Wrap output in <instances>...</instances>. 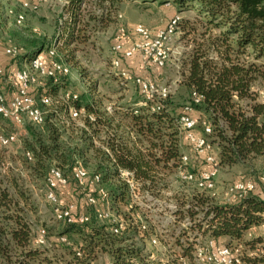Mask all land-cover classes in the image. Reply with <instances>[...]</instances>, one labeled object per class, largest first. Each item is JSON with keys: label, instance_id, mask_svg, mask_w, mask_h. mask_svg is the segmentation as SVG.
<instances>
[{"label": "trees", "instance_id": "trees-1", "mask_svg": "<svg viewBox=\"0 0 264 264\" xmlns=\"http://www.w3.org/2000/svg\"><path fill=\"white\" fill-rule=\"evenodd\" d=\"M66 1L64 8L69 17L60 40L68 45L77 37L75 25L83 0ZM141 1L171 2L178 11L195 9L208 27L220 29L213 40L219 43L220 58L214 60L196 53L189 61L184 83L190 92L194 89L202 95L200 104L194 105L189 114L198 121L200 133L203 121L211 127L212 132L207 137L218 147L220 168L244 165L248 160L263 156L264 99L259 100L253 86L258 78L264 80V0ZM85 106L96 116L95 122L89 124V131L73 124H63L55 111L46 116L42 125L44 137L30 129L37 145L28 148H31L36 170L45 174V179L52 160L69 167L68 177L77 159L92 173L100 174V183L107 190L109 209L115 210V217L127 223L124 231L120 235L112 234L109 228L114 222L111 220L101 230L91 227L86 234L87 242L79 246L83 256L71 251L68 260H51L44 256V249L30 244L25 191L16 186L14 180L11 181L13 186H6L0 178V264H90L95 258L96 246L110 255L112 264H180L175 247L181 255L191 259L192 245L189 242L184 245L180 235L172 245L161 243L165 261L149 257L146 242L151 234H157V229L143 214L148 229L141 232L140 219L132 216L138 208H127V187L117 170V167H122L133 171L143 190L159 196L164 186L160 174L165 170L178 171L180 165L177 119L185 113L184 109L172 107L150 112L148 106H141L136 108V113L134 109L128 110L122 114L123 119H129L123 134L121 124L113 115L105 114L91 103ZM101 133H106V140L101 139ZM94 136L109 147L112 156L94 144ZM69 186L74 184L70 182ZM197 191L183 194L180 203L175 202L177 208L173 214L176 221L187 216L192 222L190 230L195 228L203 238L213 239L217 244H241V260L234 264H264V232L245 239L251 228L260 230L264 225V185L237 203H216L211 201L208 193ZM82 192L81 205L87 206L89 211L85 212L89 214L91 210L98 220L92 206L86 202L87 195L97 197V191L88 187ZM123 210L128 211L127 216ZM200 214L202 216L198 218ZM89 222L68 225L83 227ZM257 248L260 252L253 254Z\"/></svg>", "mask_w": 264, "mask_h": 264}, {"label": "rangeland", "instance_id": "rangeland-1", "mask_svg": "<svg viewBox=\"0 0 264 264\" xmlns=\"http://www.w3.org/2000/svg\"><path fill=\"white\" fill-rule=\"evenodd\" d=\"M64 1H44L39 9L26 11L24 21L18 25L15 22V14L20 11V0H0V31L3 36V41L0 43V67H16L21 61L20 59H11L4 54L5 41L22 47L26 52L36 53L39 50L38 53L41 55H45L48 46L54 43L56 57L68 63L70 72L60 79L59 84H53L49 79L44 80L48 92L56 99L63 96L66 91L76 92L79 96L78 104L85 106L86 103H91L98 106L105 114L113 115L115 121L121 124L120 131L124 134L123 131L127 129L125 126L129 124V119H123L122 114L135 107L134 102L141 99V94L133 83L120 79L117 75L119 70L112 65V46L119 23L117 15L122 14V22L128 26L141 23L152 29L159 20L162 22L170 16L168 8L173 3L169 7L164 3L165 7H163V4L158 2L143 3L141 0H83L78 11V23L75 25L77 37L72 44L67 45L60 40V37L64 35L63 29L69 17V13L64 8L67 3ZM182 12L180 31L174 37L171 61L166 67H147L137 56L128 61L122 60L124 69L152 81L158 89L167 88L170 95L165 108L174 107L176 110H181L189 103L190 90L184 80L188 74L192 55L201 53L214 60L220 58L217 47L219 43L216 44L213 41L215 36L220 33V29L208 27L197 15L195 9ZM136 58L141 65L134 67L131 63ZM2 85L5 86V83ZM253 88L257 91L259 100H263L264 80L258 78L254 82ZM4 90L7 95L11 93L7 86L4 87ZM61 102L59 99L55 103V108L58 117L67 120V114ZM107 107H110L111 110L107 111ZM30 129L36 131L40 137L45 135L42 125L24 123L22 126L16 127L0 117V132L4 134L16 133V141L6 146L0 144V178H3L6 186H13L11 181L14 180L16 186H21L28 197L26 212L30 223L31 246L44 249V256L51 260L65 261L71 258L73 248L85 245L88 240L86 234H89L91 227L101 230L107 226L106 223L109 221L95 219L91 210L89 213L90 222L83 227H71L57 219L53 206L49 204L45 196V174L36 170L34 159L28 160L25 155V152H31V148L29 149L28 146L37 145L34 137L30 134ZM197 130L200 132L201 127L198 126ZM184 147L185 152L190 155L192 167L199 166L200 159L196 158L187 143ZM53 162L69 175V167L61 166L56 160H52L49 167L54 164ZM240 175L252 178L260 188H263L259 177L264 176V155L248 160L244 165L221 167L215 178L216 189L213 193H208L211 201L224 202L220 193L223 186L234 182ZM160 178L164 186L161 194L157 196V200L146 201V207L138 208L136 213L133 211L132 216L135 219L145 220L143 215L145 214L146 220L156 227L160 243L172 245L179 235L184 245L186 242L192 243L199 232L195 228L194 230L184 228L181 218L172 222L168 218V204L170 202L179 204V199L183 194L188 195L198 191L193 184L184 182L175 169L163 171ZM57 193L61 205L73 201L78 206L79 212L89 211L87 206L81 205L83 198L81 189L75 188V186H65L58 188ZM108 212L110 217L116 216L115 210L112 212L109 209ZM127 212L123 210L126 216ZM201 216L200 214L198 218ZM106 230L109 231L108 228ZM261 232H264V227L255 231L251 229L245 239ZM61 236H66L67 241L63 242L60 239ZM40 239H43L42 243L38 241ZM175 248L179 250L177 247ZM94 250L95 258L92 260L98 263L110 261V255L107 252L101 251L97 246ZM163 250L161 245L153 246L146 242V251L154 253L155 257L161 258ZM188 264L197 263L192 258H188Z\"/></svg>", "mask_w": 264, "mask_h": 264}, {"label": "built area", "instance_id": "built-area-1", "mask_svg": "<svg viewBox=\"0 0 264 264\" xmlns=\"http://www.w3.org/2000/svg\"><path fill=\"white\" fill-rule=\"evenodd\" d=\"M46 0H20V11L15 14V22L20 25L25 19L26 11H35L39 9L42 3ZM64 3H67L65 0ZM165 5L170 6L171 2H166ZM119 23L114 36L112 46V65L118 69V77L124 82L133 83L141 94V99L134 103V112L136 108L148 106L150 112H158L165 108L166 100L170 95L167 88H157L155 84L130 70L122 67V60H129L137 56L143 65L147 67L164 68L172 57L174 37L180 31L181 16L175 13L169 18L167 23L156 30H153L141 23H135L131 26L123 23L122 14H118ZM3 41L2 32L0 31V43ZM4 54L11 59H20L16 67H0V117L8 120L14 126L20 127L24 123H29L36 126H41L46 120L49 113L55 112V103L61 99L64 105L67 120H62L63 124H73L75 127L89 131V124L96 120L95 113L88 110L86 106L78 104L79 96L76 92L66 91L59 99L53 97L47 90L44 80L49 79L53 84H59L60 79L67 76L70 72V67L67 62L59 57H56L55 44L50 45L45 55L41 53H31L25 51L22 47L16 46L8 41L4 42ZM5 81V82H4ZM5 83L11 93L7 95L4 92L2 84ZM58 98V97H57ZM202 95L192 89L190 92L189 103L183 107L184 112L177 119V128L180 138L181 154L180 165L178 172L181 179L186 183L195 185L196 189L201 192L213 193L216 189L215 178L219 172V157L216 151V145L207 137L212 132L211 127L203 121L201 123L202 132L196 131L198 121L189 113L193 110L194 105L200 104ZM107 107V111H110ZM105 134L101 135V139L106 140ZM16 141V133H1L0 144L8 145ZM95 145L99 146L110 156H112L109 147L101 143V140L93 137ZM189 146L196 158L200 159V165L192 167L190 155L185 152L184 145ZM28 160L33 159L30 151L25 152ZM54 163V162H53ZM204 164V165H202ZM120 180L126 185L128 193L127 208L146 207V201L154 202L157 197L142 189L140 182L134 177L133 171L117 167ZM259 180L264 185V176H260ZM70 182L81 191H85L88 187L97 191V197L88 194L86 197L87 204L91 205L95 216L98 219H107L114 222L110 225V232L114 235H120L124 231L127 223L123 219H118L111 216L108 212L109 201L107 190L100 183V174H94L86 168L80 160H75L71 175L68 177L63 169L57 164H51L46 177L45 196L49 204L53 206V211L58 220H62L67 224L86 223L90 220V216L86 212H78L75 202L69 201L61 205L58 199L57 190L60 187L69 186ZM258 187L255 180L240 175L234 182L223 186L221 195L226 203H237L249 193H252ZM61 205V206H60ZM149 207V206H148ZM177 206L175 202L168 204V218L172 222L176 221L173 212ZM141 221L140 230L145 232L148 229V224L144 219ZM184 228L190 230L192 226L191 220L185 216L182 218ZM261 227H264L262 225ZM254 231L256 227L251 228ZM250 229V230H251ZM158 234H151L148 238V243L153 246L164 245L160 243ZM63 242L67 241L66 236L60 238ZM37 241V240H36ZM40 243L43 239L38 240ZM37 241V242H38ZM191 258L197 264H234L239 263L242 256V245L217 244L213 239H205L200 234L194 237L191 243ZM77 256H83L82 250L79 247L74 249ZM260 251L257 248L253 254H258ZM151 259L158 257L154 253H149ZM177 261L180 264H188V257L181 255L180 250L176 253ZM166 260L164 256L159 258ZM90 264H112L110 261L98 263L94 260Z\"/></svg>", "mask_w": 264, "mask_h": 264}, {"label": "crops", "instance_id": "crops-1", "mask_svg": "<svg viewBox=\"0 0 264 264\" xmlns=\"http://www.w3.org/2000/svg\"><path fill=\"white\" fill-rule=\"evenodd\" d=\"M163 7H165V5L163 4L162 5ZM174 5H172V6H170V8H168V9H170V11L168 12V15H170L168 18H166V19H164L162 22H161V20H159L157 23V25L154 27V28H152L153 30H156V29H158V28H161V27H163L166 23H167V21L169 20V18L171 17V16H173V14L174 13H178L179 15H183L182 13V11H178L177 9H176V7H173ZM169 7V6H168ZM132 61V60H131ZM138 59L136 58L134 61H133V63H131L132 65H134V67L135 66H139V65H141L140 63H138ZM138 70H140V67H138ZM135 103V102H134ZM137 103V102H136ZM216 151L218 152V147H216Z\"/></svg>", "mask_w": 264, "mask_h": 264}]
</instances>
